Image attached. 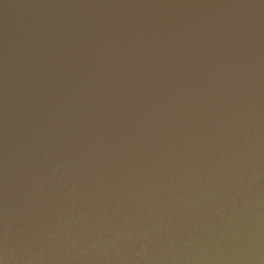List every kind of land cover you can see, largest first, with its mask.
<instances>
[{
  "label": "water",
  "instance_id": "obj_1",
  "mask_svg": "<svg viewBox=\"0 0 264 264\" xmlns=\"http://www.w3.org/2000/svg\"><path fill=\"white\" fill-rule=\"evenodd\" d=\"M0 264H264V0H0Z\"/></svg>",
  "mask_w": 264,
  "mask_h": 264
}]
</instances>
